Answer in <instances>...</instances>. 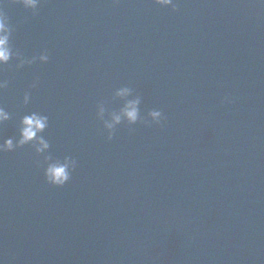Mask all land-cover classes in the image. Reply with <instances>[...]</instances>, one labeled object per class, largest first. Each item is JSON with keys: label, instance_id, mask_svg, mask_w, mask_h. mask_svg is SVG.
<instances>
[{"label": "water", "instance_id": "95a60500", "mask_svg": "<svg viewBox=\"0 0 264 264\" xmlns=\"http://www.w3.org/2000/svg\"><path fill=\"white\" fill-rule=\"evenodd\" d=\"M176 3L0 0L14 49L49 53L0 68V137L40 111L52 156L77 160L54 186L31 145L0 153L3 264H264V5ZM123 86L164 118L109 140L98 106L109 119Z\"/></svg>", "mask_w": 264, "mask_h": 264}, {"label": "clouds", "instance_id": "9594fccd", "mask_svg": "<svg viewBox=\"0 0 264 264\" xmlns=\"http://www.w3.org/2000/svg\"><path fill=\"white\" fill-rule=\"evenodd\" d=\"M17 3L25 9L32 10V14L35 15L41 0H17ZM155 3L160 6H170L173 10L177 8L176 0H155ZM257 3L264 5V0H257ZM12 33L13 27L9 23V17L4 8L0 7V68L9 65L12 60L16 61L15 67L17 69L34 64L37 61L40 63L48 62L49 53L47 50H41L38 54L26 57L19 50L14 49L11 43ZM8 84L7 79L0 78V90L7 88ZM38 84L39 77H35L29 87L35 88ZM131 94L132 90L129 87L123 86L116 89L115 95L125 98V102L119 111L110 113L109 119L104 118V106L102 104L98 106L97 116L103 121L109 140L112 139L116 126L122 121H126L129 125L136 124L138 121L150 125L160 123L164 118L162 111L155 108L148 111L147 118L142 117L139 108L140 98L127 99ZM30 100V92L25 91L21 103L27 105ZM225 100H228V98L225 97ZM12 117L13 114L6 110L3 105H0V127ZM48 127L49 116L43 112L31 111L21 115L17 127L18 135L7 138L0 137V153L12 152L24 145H31L35 154L43 158L38 162L43 166L46 182L54 186H63L71 179L72 171L77 167V160L70 155L64 156L62 160L52 156L50 141L43 135ZM0 264H3L2 260H0Z\"/></svg>", "mask_w": 264, "mask_h": 264}]
</instances>
